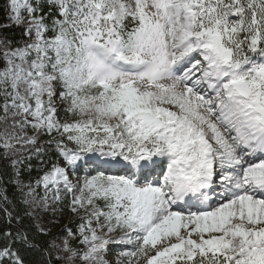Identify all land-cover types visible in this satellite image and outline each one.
Instances as JSON below:
<instances>
[{"label": "snow or ice", "instance_id": "1", "mask_svg": "<svg viewBox=\"0 0 264 264\" xmlns=\"http://www.w3.org/2000/svg\"><path fill=\"white\" fill-rule=\"evenodd\" d=\"M0 212V264H264V0H0Z\"/></svg>", "mask_w": 264, "mask_h": 264}, {"label": "trees", "instance_id": "2", "mask_svg": "<svg viewBox=\"0 0 264 264\" xmlns=\"http://www.w3.org/2000/svg\"><path fill=\"white\" fill-rule=\"evenodd\" d=\"M10 195H11V192H10ZM59 207H63L64 208V211H63V214L62 215L59 212H57V214L55 215V217L57 218V220L60 221V222L65 223V226L71 224L72 223V214L68 211V209L66 207V202H65V205H60ZM25 210L26 209L24 208V206L17 205V211L20 212L21 214H23V212ZM27 210L31 211L30 208L27 209ZM5 223H6V219H5L4 215H3V213L0 212V228H3L4 225H5ZM24 223L26 225H28V226L33 227V230H35V228L38 226L35 218H32V217L25 216L24 217ZM64 227H62L61 230L58 231L55 234L57 236H65L66 234L64 232H62V229H64ZM52 238H54L53 237V234L50 233L48 236H41L40 237V240H41V242H51L52 243ZM52 250H53L54 253L57 251L56 248H53Z\"/></svg>", "mask_w": 264, "mask_h": 264}, {"label": "rangeland", "instance_id": "3", "mask_svg": "<svg viewBox=\"0 0 264 264\" xmlns=\"http://www.w3.org/2000/svg\"><path fill=\"white\" fill-rule=\"evenodd\" d=\"M54 207H55V205H54ZM30 209L35 214V220H36L38 226L41 224H44V225H48L51 228L50 233L53 234V237H54V238H52V243L59 245L60 247H63L62 241H63L64 236H57L55 233L60 231L61 228L65 226V223L58 221L57 218L51 214V209L49 210V212L47 214H45L43 211L42 205L40 207H35V208H30ZM49 221H55V223L49 224ZM61 255H62V253H61Z\"/></svg>", "mask_w": 264, "mask_h": 264}]
</instances>
